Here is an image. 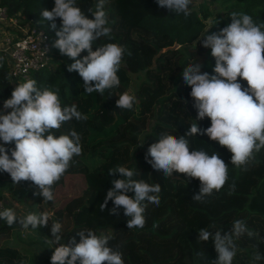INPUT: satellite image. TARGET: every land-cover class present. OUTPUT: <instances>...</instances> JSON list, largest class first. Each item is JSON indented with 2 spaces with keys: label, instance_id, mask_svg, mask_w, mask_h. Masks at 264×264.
Returning a JSON list of instances; mask_svg holds the SVG:
<instances>
[{
  "label": "trees",
  "instance_id": "obj_1",
  "mask_svg": "<svg viewBox=\"0 0 264 264\" xmlns=\"http://www.w3.org/2000/svg\"><path fill=\"white\" fill-rule=\"evenodd\" d=\"M96 3L97 0H76L88 18H92L89 10L94 12ZM0 6L6 8L7 16L15 19L18 26H36L48 35L49 64L33 71L30 79H35L40 88L59 89L62 105L75 104L77 110L87 116L86 120L73 119L55 130L56 136L69 134L71 130L81 136L82 154L73 157L69 169L52 186L54 196L66 176H82L83 188L64 204L57 206L54 199L44 201L35 194L38 187L33 182L15 184L8 173L0 171V210L10 208V204L4 202L5 194L34 212L37 210L33 207L46 206L50 210L48 227L32 229L27 237L33 245L24 249L10 241L13 237L23 240L21 234L0 220V264H51L54 248L58 246L50 233L54 222L62 225L59 244L68 245L73 238L79 243V231L92 230L97 235L110 236L109 246L122 253L124 264H213L218 259L214 243L211 237L200 242L199 231L220 229L223 235L238 219L245 221L253 235L245 234L236 241L239 251L233 264H264V260H254L258 251L264 255V149L244 170L233 166L228 149L207 135L186 137L190 150L202 149L209 155L216 152L229 167L226 184L204 202L192 200L199 191L198 178L175 171L173 176L166 177L145 159L149 146L162 135L182 136L195 122L200 129L210 127L207 117L196 119L191 88L181 75L183 68L189 63L201 62L202 72L214 74L211 49L202 46L204 35L218 33L230 24L233 12L248 14L256 23L264 22V0H192L187 16L158 6L156 0H106L111 37H102L96 43H117L127 51L125 64L117 73L121 81L119 87L103 94L85 92L79 74L68 71L74 61L52 47L61 20L56 18L54 30L50 27L52 22L43 20L41 12L50 11L54 0H0ZM193 19L202 21L207 29L198 40L183 42L181 39L192 29ZM4 26L16 31L9 23ZM85 55L87 53L82 52L77 59ZM0 57L3 58L0 60V114H7L10 109H3L4 101L25 80L11 76L9 60L1 51ZM238 80L247 87L246 81L239 77ZM125 92L137 97L131 110L116 106V100ZM3 146L11 158L14 143ZM117 166L135 167L140 174L134 179L158 183L161 187L159 206L145 202L143 228L128 229L130 218L123 214L122 207L118 214H110L111 200L101 211L100 205L112 187L111 181L120 178L119 174L109 173ZM233 184L235 190L231 188ZM126 194L134 195L133 192ZM41 212L44 211L39 210L37 214ZM154 224L158 227L154 228ZM200 251L205 254L203 260L196 256Z\"/></svg>",
  "mask_w": 264,
  "mask_h": 264
},
{
  "label": "clouds",
  "instance_id": "obj_2",
  "mask_svg": "<svg viewBox=\"0 0 264 264\" xmlns=\"http://www.w3.org/2000/svg\"><path fill=\"white\" fill-rule=\"evenodd\" d=\"M191 2L156 0L158 6L185 16L190 14ZM105 3L106 0H97L95 11L89 10L92 18L85 15L76 0H54L50 11L41 12L43 20L52 22L50 27L54 30L55 20L60 18L61 27L55 32L57 39L52 47L74 61L68 66V71L79 74L84 91L89 94H103L106 90L119 87L121 81L117 73L125 64L127 50L124 46L96 43L102 37H111ZM230 16V24L218 33L204 35L202 40V46L211 49L210 54L215 60L214 74L202 72L201 62L189 63L181 74L191 88L196 119L207 117L210 127L200 129L195 122L182 136L162 135L158 142L149 146L145 157L153 169L166 177L173 176L175 171L189 178H198L199 191L192 196L196 202H204L214 191L222 189L229 178V167L216 152L209 155L202 149L190 150L186 137L207 135L228 149L233 166L244 170L264 149V22L256 23L252 16L245 13L233 12ZM82 52L87 55L77 59ZM127 54L131 55L130 52ZM238 77L247 82V87L242 86ZM136 99L125 92L116 100V106L131 110ZM3 109L10 111L0 114V141L3 142L0 145V171L8 173L15 184L33 182L38 187L35 194L44 201H52V186L69 169L73 157L82 154L80 134L71 130L69 134L56 136L55 130L73 119L86 120L87 116L78 111L75 104L62 105L59 89L40 88L35 79L18 84L11 97L4 101ZM10 143L15 145L11 158L3 146ZM109 173L119 174L120 178L111 181L112 187L100 205L101 211L111 200L113 208L110 214H118L122 207L123 214L130 218L127 228H143L146 223L145 202L159 206L160 185L134 179L140 174L135 167L117 166ZM231 188L235 190V184ZM129 192L134 195H127ZM0 220L9 227L18 221L23 228L31 225L32 229H37L48 227L49 214L29 213L21 218L12 208H3ZM61 228L59 222L51 225V236L58 244L51 256V264H124L122 253L109 246L110 236L97 235L92 230L79 231V243H75L73 238L65 245L59 244ZM245 234L253 235L245 221L238 219L223 235L220 229L212 232L202 228L198 237L200 242H206L211 237L218 253V259L213 264H233L239 251L236 241ZM196 256L200 260L205 258L203 251L197 252ZM254 260H264V255L258 251Z\"/></svg>",
  "mask_w": 264,
  "mask_h": 264
},
{
  "label": "built area",
  "instance_id": "obj_3",
  "mask_svg": "<svg viewBox=\"0 0 264 264\" xmlns=\"http://www.w3.org/2000/svg\"><path fill=\"white\" fill-rule=\"evenodd\" d=\"M0 23H9L16 29L4 35L0 41V51L9 60L11 76L26 81L30 79L33 71L48 66L51 43L41 28L18 26L15 19L7 16L4 6H0Z\"/></svg>",
  "mask_w": 264,
  "mask_h": 264
},
{
  "label": "rangeland",
  "instance_id": "obj_4",
  "mask_svg": "<svg viewBox=\"0 0 264 264\" xmlns=\"http://www.w3.org/2000/svg\"><path fill=\"white\" fill-rule=\"evenodd\" d=\"M11 27L15 29L14 26ZM206 29L207 28L202 21L193 19L192 29L185 34V36L181 39V41L189 43L198 40L199 38L202 37V34ZM7 33H10V29L5 28L4 24H1L0 41L3 38V36L6 35ZM83 186H84V181L81 175L72 174L66 176L64 183L61 186H59L54 193V204H56L57 206L64 204L72 196L76 195L83 188ZM4 202L9 203L10 208H12L16 212L17 216L21 218L29 213H37V211L39 210H43L48 214L50 213V210L46 206L33 207L34 209L37 210L36 212H34L32 211V208L26 205L18 204L10 200L7 194H5ZM11 227L14 231H18L23 239V240L17 238L14 239L13 237L12 240H10L12 244L16 245L18 248L21 249L33 245V243H29L30 240L27 237L28 234L32 233L31 225H29L28 228H23V226L17 221Z\"/></svg>",
  "mask_w": 264,
  "mask_h": 264
}]
</instances>
